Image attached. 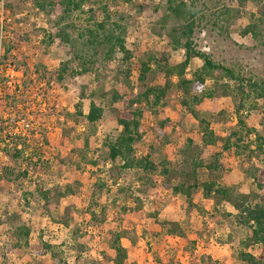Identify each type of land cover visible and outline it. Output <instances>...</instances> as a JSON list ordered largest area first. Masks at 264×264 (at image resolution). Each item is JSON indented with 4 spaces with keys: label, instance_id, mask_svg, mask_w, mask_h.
Returning <instances> with one entry per match:
<instances>
[{
    "label": "rangeland",
    "instance_id": "rangeland-1",
    "mask_svg": "<svg viewBox=\"0 0 264 264\" xmlns=\"http://www.w3.org/2000/svg\"><path fill=\"white\" fill-rule=\"evenodd\" d=\"M84 1L82 8L64 18L61 0H52L56 5L48 10L35 0H0V81L7 80L24 102L16 113L0 109V123L6 134L26 137L48 161L17 180L0 177V264H113L117 235L129 264H245L239 256L240 242L252 231L238 223V211L220 198H206L200 185L192 188L191 198L171 187L181 181L193 183L194 168L200 183L216 179L218 184L264 197V189L246 174L249 166L264 173V152L250 160L243 148L225 150L223 139L205 145L200 124V119H207L221 137L242 127L243 134L245 127L264 132V101H258V108L244 109L245 125H240L235 112L238 99L230 96L205 98L195 107L196 117L182 104L174 77L160 105L146 101L136 105L143 111L137 154L149 156L158 168L147 171L124 167L122 159L114 162L107 146L121 129L114 111L121 104L112 105L114 91L132 100L144 90L140 68L149 57L152 68L163 53L170 64L182 62L184 50L175 49L169 34L184 22L168 16L163 0ZM195 4V47L245 78L264 81V34L254 37L244 32L249 22L261 17L264 0L261 5L251 0H195ZM102 21L107 29L115 26L116 32H124L131 58L119 50L109 56L107 42L96 45L103 41L98 25ZM8 39L14 46L11 60L25 65L19 70H13L11 60L4 61ZM74 51L83 60L71 63L74 72L59 79L56 70L75 58ZM201 63L193 59L187 75L191 77ZM26 70L24 86L20 78ZM148 78V84L166 83L157 69ZM91 101L104 108L96 124L86 118ZM79 103L83 115L75 113ZM166 119L170 123L161 135L159 125ZM255 138L254 133L244 136L251 148ZM216 159L220 168L211 172L207 165ZM3 162L10 158L0 150V165ZM19 164L28 166L25 161ZM164 168L176 174L166 177ZM35 180L54 192L49 205L34 189ZM18 225L29 228L26 241L16 237ZM46 244L53 247L51 252H46ZM249 249L257 253L259 246Z\"/></svg>",
    "mask_w": 264,
    "mask_h": 264
},
{
    "label": "trees",
    "instance_id": "trees-1",
    "mask_svg": "<svg viewBox=\"0 0 264 264\" xmlns=\"http://www.w3.org/2000/svg\"><path fill=\"white\" fill-rule=\"evenodd\" d=\"M166 2L167 9L169 11L168 16L175 18L177 21H183L180 26H175L171 29L169 34L170 38L174 42L175 49L184 50V59L180 63L170 64L167 59V54L163 53L162 57L157 60L155 68H152V58L149 57L143 60L140 68L139 79L142 82L144 90H141L132 100L127 99V94L118 90L114 91L112 97V105L121 104V107L114 111L116 113L117 123L120 126V133L114 141L107 144L109 149V157L114 162L118 159H122L124 167H140L145 170L155 171L158 166L152 161L149 156H139L136 151V144L141 139V129L143 126L142 115L143 111L140 108H136V105L141 104L143 101L147 103H154L160 105L165 98L168 89L172 85V79L177 78V86L181 94V102L187 107L190 113L198 117L196 113V105L203 101L205 98H217V97H234L238 99V105L235 109L240 125H245V121L242 118L244 109L246 108H258V101H264V81L254 80L253 78H245L239 75L233 68L213 60L207 53L197 49L194 45L192 35L195 29L194 18L197 14V8L195 0H163ZM249 1V0H248ZM261 5L262 0H251ZM37 5L42 10H48V6L56 5L52 0H35ZM84 0H61L60 6L62 8L64 18L70 15L74 11L79 10L84 5ZM106 15L108 10L106 6L103 7ZM230 11V10H228ZM261 17L255 18L249 22L244 32L251 33L254 37H260L264 34V5L261 10ZM61 19V18H59ZM59 19L56 24H59ZM100 29L103 30V41L107 42L108 55H112L115 50H119L124 54L126 59L131 58V49L127 46V38L124 32H116L115 26L111 29H107L105 23L102 21L98 24ZM120 27L121 25H117ZM64 29V28H63ZM122 31V30H120ZM63 38L65 41L69 40V35L63 32ZM90 35L96 37L95 31L91 30ZM6 40L4 45V61L11 60L13 55L14 46H12ZM94 41V40H93ZM93 43V42H92ZM75 58L68 60L61 64L60 68L56 70L58 78L62 79L64 74L73 73V68L70 66L75 60H83L79 54L74 51ZM201 59L202 63L192 72V76L187 75L188 67L193 59ZM14 59L11 60L10 65H13L15 70H19V66H25L15 63ZM80 63V65H83ZM156 69L160 71L166 83L164 85L148 84V75L156 73ZM29 71L26 70L24 75L20 78L23 79L24 86L27 85L26 79H28ZM7 81V80H6ZM3 78L0 81V109L4 113L11 114L23 110L22 106L24 102L22 99L17 98L8 83ZM22 103V104H21ZM22 105V106H21ZM81 103L76 105V114L83 115L81 109ZM104 108L96 102L91 101L89 113L86 118L89 123L96 124L102 119ZM247 115V113H245ZM169 119L164 120L159 125V133L163 135L165 126L169 125ZM202 126V140L205 145H212L218 143L223 139L225 150L232 149L233 146L237 148H243V150L249 152L248 159L252 160L255 155L264 152V132H259L253 128H246L244 134L242 133L243 127L240 131H230L227 136H217L214 130L211 128V123L207 119H200ZM0 123V150L2 153L10 158V162L7 164L3 162L0 165V177L6 178L8 182L17 180L22 176H27L30 173V169L34 172L38 170L39 164L43 161L45 156L41 152L36 151V147L28 143L26 137H13L10 134H6L7 128ZM255 134V140H250L251 144H255V148H251L250 145L245 143L244 136L249 137L251 134ZM236 137V141L232 140ZM163 141H166L164 139ZM191 142V140H190ZM30 150V153L27 151ZM22 160V161H21ZM25 161L27 167H17L16 164ZM46 164V163H45ZM20 165V164H19ZM220 162L216 159V162L208 164L207 168L211 172H215L220 168ZM30 167V168H29ZM194 180L193 183L181 181L176 186L171 187L174 192H183L192 196V188L195 186L203 187V194L206 198H220L234 207L238 211L236 219L238 223L248 225L251 228V234L240 243L243 248L241 249L239 256L245 264H264V197H259L251 191H239L232 186H226L218 184L216 179H208L203 182L197 181L196 170L192 169ZM264 171V170H263ZM176 174L175 171H171L168 168H164L163 174L167 177L168 174ZM246 174L251 177L254 183L259 189H264V173H260L258 168L249 166L246 168ZM172 176V175H171ZM38 178V177H37ZM40 178V176H39ZM188 179L189 175H188ZM199 182V184H198ZM35 183L34 189L38 192L42 198L46 199L47 205L51 203V196L54 192L50 189H46L40 180L33 181ZM197 183V184H196ZM57 193V192H56ZM218 201V199H217ZM226 216H230V212L225 213ZM20 230L16 237L25 239L29 237L30 230L25 225L17 226ZM253 246H259L257 253L251 251L249 248ZM116 251V257L113 264H129V256L126 248L121 244L119 235L114 240L112 246ZM52 246L46 244V252H51Z\"/></svg>",
    "mask_w": 264,
    "mask_h": 264
},
{
    "label": "built area",
    "instance_id": "built-area-1",
    "mask_svg": "<svg viewBox=\"0 0 264 264\" xmlns=\"http://www.w3.org/2000/svg\"><path fill=\"white\" fill-rule=\"evenodd\" d=\"M13 68V67H12ZM13 70H15L14 68H13Z\"/></svg>",
    "mask_w": 264,
    "mask_h": 264
}]
</instances>
